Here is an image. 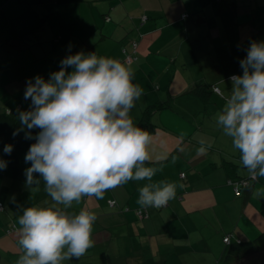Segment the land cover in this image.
Segmentation results:
<instances>
[{
	"label": "crops",
	"instance_id": "obj_1",
	"mask_svg": "<svg viewBox=\"0 0 264 264\" xmlns=\"http://www.w3.org/2000/svg\"><path fill=\"white\" fill-rule=\"evenodd\" d=\"M183 14L192 17L182 20ZM252 39L264 41V0H0V112L30 107L26 81L59 70L70 44L72 54L82 50L119 60L124 49L133 54L137 41L138 60L125 64L143 89L130 111L136 125L151 105L171 103L152 117L156 130L144 164L157 170L152 183L175 185L169 206H149L150 217L139 220L138 189L147 179L110 188L102 199L73 201L66 209L70 218L81 210L96 215L94 244L61 264H222L226 233L264 230V185L239 201L225 186L231 171L249 172L215 120L230 94L228 78L242 74L239 61ZM217 84L222 96L211 90ZM200 86L207 103L194 93ZM201 140L211 147L198 154ZM0 158L7 161L0 171V264H16L23 254L22 208L53 202L44 188L29 189L12 175L2 148Z\"/></svg>",
	"mask_w": 264,
	"mask_h": 264
},
{
	"label": "clouds",
	"instance_id": "obj_2",
	"mask_svg": "<svg viewBox=\"0 0 264 264\" xmlns=\"http://www.w3.org/2000/svg\"><path fill=\"white\" fill-rule=\"evenodd\" d=\"M71 48L47 79L36 75L26 81L24 99L30 107L19 112V121L21 130L27 129L25 138L35 142L25 154V163H30L25 186L38 188L42 178L53 203L22 208L18 221L23 254L16 264H61L83 256L94 244L96 215L81 210L70 218L66 209L84 196L102 199L110 188L147 179L138 189L141 207L160 208L175 197V185L152 183L157 170L144 166L151 136L130 115L143 95L132 82L131 68L96 52L72 54ZM244 51L242 74L229 76L230 94L215 120L256 178L264 176V41L252 39ZM33 129H38L34 136ZM199 143L198 154L211 147L204 140ZM12 150L11 144L3 147L5 154ZM6 167L0 158V171Z\"/></svg>",
	"mask_w": 264,
	"mask_h": 264
},
{
	"label": "trees",
	"instance_id": "obj_3",
	"mask_svg": "<svg viewBox=\"0 0 264 264\" xmlns=\"http://www.w3.org/2000/svg\"><path fill=\"white\" fill-rule=\"evenodd\" d=\"M189 17H192L189 14H183L182 20H187ZM146 16L143 18L146 20ZM21 41L24 40V37H19ZM136 43L138 45L137 41L132 42V49L133 54L129 55L126 50L124 49L125 58L119 59L124 64H131L134 63V61L138 60V56L136 55V48L133 47V45ZM229 81V79H228ZM202 87H198V89L195 90V94H199L203 99V102L207 103V92H202ZM211 90L218 95L222 96V90L219 88L218 84L215 86H211ZM171 107V103L169 101H159L155 104L151 105L149 108H147L142 116L141 121L137 124L138 127L144 129L147 131L150 135L154 133L156 130L155 124L152 123V117L155 113H160L162 111L168 110ZM28 108H23L22 106H19L17 109H7L3 112H0V135H1V142H0V148L3 149L5 145L11 144L13 146V150L11 154H6L11 170L12 175L20 180L25 182L26 176H25V169L27 167H30V163H25V154L27 153L29 146L34 143V140L26 139L25 133L27 129L21 130V124L19 121V112L21 111H27ZM38 131V129H33L32 134L33 136ZM14 133H18L16 135H13ZM229 167V166H228ZM230 169V168H229ZM37 178H39L37 176ZM182 179H186V174H181ZM263 186V182L261 181L260 176L253 178L250 173L247 176L238 175L235 174V170L230 172V176L228 175L226 179L225 186L230 187L234 193V197L239 201L240 199H244L246 196L249 198L252 196V190L257 186ZM36 187V186H34ZM43 189L44 188V181L41 178L39 187ZM114 201H109V206L111 207L110 203ZM3 204L2 202H0ZM4 206V204H3ZM169 206V202H167V208ZM115 206L111 207L114 208ZM155 210H162L165 208H155L151 207ZM150 208L149 207H143L136 210V215L139 218V220H145L150 217ZM5 209V206H4ZM147 209L148 211V217L140 218L139 211ZM3 211V210H2ZM1 212V211H0ZM15 227L11 228L10 231H14ZM226 240H228L226 242ZM222 241L225 244V251L220 258V263L222 264H234L235 262H245L250 263L252 259H260L261 257H264V230L259 231L257 234L250 236L249 231H243L241 230L239 234L236 232H229L226 233L222 237ZM151 264H158L156 262Z\"/></svg>",
	"mask_w": 264,
	"mask_h": 264
},
{
	"label": "built area",
	"instance_id": "obj_4",
	"mask_svg": "<svg viewBox=\"0 0 264 264\" xmlns=\"http://www.w3.org/2000/svg\"><path fill=\"white\" fill-rule=\"evenodd\" d=\"M133 47H134V48L137 47L136 43L133 45ZM110 205H111V207L115 206V202H111ZM166 206H167V204H166L165 206L160 207V208H165ZM155 208H156V207H155ZM156 209H157V208H156ZM2 210H4V206H3V204L0 203V211H2ZM148 215H149V214H148L147 209H145V211H144V210L139 211V216H140V218L148 217ZM227 241H228V240H226V242H227Z\"/></svg>",
	"mask_w": 264,
	"mask_h": 264
},
{
	"label": "rangeland",
	"instance_id": "obj_5",
	"mask_svg": "<svg viewBox=\"0 0 264 264\" xmlns=\"http://www.w3.org/2000/svg\"><path fill=\"white\" fill-rule=\"evenodd\" d=\"M235 264H264V257H261L260 259H252L250 263L245 262H235Z\"/></svg>",
	"mask_w": 264,
	"mask_h": 264
}]
</instances>
